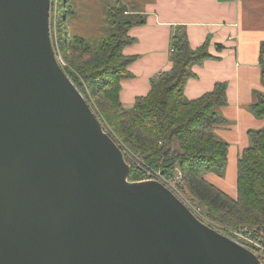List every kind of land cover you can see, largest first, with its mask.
Here are the masks:
<instances>
[{"label":"water","instance_id":"obj_1","mask_svg":"<svg viewBox=\"0 0 264 264\" xmlns=\"http://www.w3.org/2000/svg\"><path fill=\"white\" fill-rule=\"evenodd\" d=\"M52 0H0V264H260L117 140L57 57Z\"/></svg>","mask_w":264,"mask_h":264},{"label":"trees","instance_id":"obj_2","mask_svg":"<svg viewBox=\"0 0 264 264\" xmlns=\"http://www.w3.org/2000/svg\"><path fill=\"white\" fill-rule=\"evenodd\" d=\"M68 1L60 0L55 19L54 35L66 62L63 68L118 141L136 155L129 180L142 179L144 164L165 172L179 168L185 190L206 206L210 217L232 227L264 226V127L248 133L251 144L238 159L236 198L205 178L207 174L223 178L229 155V143L215 133L216 127L226 123L218 110L228 103L227 82H217L212 91L196 99L185 96L188 80L196 75L193 65L214 57L208 41L193 48L186 27L177 26L171 39L172 68L151 80L146 96L125 107L120 99L121 81L132 75L128 67L135 57L125 55L123 49L135 40L129 29L144 24L146 18L127 10L126 16L118 17L112 8L111 31L91 43L70 33ZM259 61L264 85V41ZM255 95L251 110L264 118V92Z\"/></svg>","mask_w":264,"mask_h":264},{"label":"crops","instance_id":"obj_3","mask_svg":"<svg viewBox=\"0 0 264 264\" xmlns=\"http://www.w3.org/2000/svg\"><path fill=\"white\" fill-rule=\"evenodd\" d=\"M135 13L146 21L128 32L135 40L123 52L135 60L128 67L132 75L121 81V102L131 107L149 93L153 78L172 68L171 39L177 26L186 27L193 48L208 41L214 57L193 65L196 75L188 80L185 96L196 99L217 82H227L228 103L218 110L226 123L215 128L229 143L227 173L223 178L215 174L205 178L236 198L238 159L251 144L248 133L264 127V118L251 110L255 92H264L259 61L264 0H149Z\"/></svg>","mask_w":264,"mask_h":264},{"label":"rangeland","instance_id":"obj_4","mask_svg":"<svg viewBox=\"0 0 264 264\" xmlns=\"http://www.w3.org/2000/svg\"><path fill=\"white\" fill-rule=\"evenodd\" d=\"M148 2H149V0H70V1H68V4L71 6L70 9H71L73 14L72 13H71L72 15L70 14L69 19L67 20V26H68L70 33H78V34L84 36L85 38H87L89 41H91V43H96L101 38L106 36L107 32L111 31V29H112L111 25H112V19L114 17V16L111 17V14H110V12L112 11L111 10L112 8H114V11L118 15V17H121V16H126L124 14L125 10H127L126 12L128 13L130 11L136 12L137 10L144 9ZM59 4H60V0H52L51 20H52V31H53V40L55 43V49L57 51V54H59L62 57L61 53L59 52L58 42H57L56 37L54 35V33H55V19L57 17L58 9H60ZM97 115L99 116V114H97ZM99 118L107 126V129L114 136V138L118 141L117 137L113 134V132H111L110 126L107 124V122L105 121L103 116H101V114H100ZM119 144H120V142H119ZM120 145H123V144H120ZM123 147H124V145H123ZM124 149H125V157L127 158V161L131 165H133L134 163L137 164V157L135 158L136 155H134V153L129 151V149H127L125 147H124ZM140 168L144 172V175L142 177V179H144L146 177V171L143 168V166H141ZM153 169L156 170V168H153ZM177 170H174V171L172 170L170 172L175 173V172H177ZM226 173H227V168H226L225 174ZM215 175H217V174H215ZM182 188H183L182 190L184 191V193L186 194L187 198L190 201H193L194 203L198 202V203L202 204L200 201H198L196 198L191 196L185 190L184 177H183ZM202 206H203L205 214L212 221H214V222H216L222 226L232 227L228 224L220 223L219 221L210 217L207 214L206 206L204 204H202Z\"/></svg>","mask_w":264,"mask_h":264},{"label":"built area","instance_id":"obj_5","mask_svg":"<svg viewBox=\"0 0 264 264\" xmlns=\"http://www.w3.org/2000/svg\"><path fill=\"white\" fill-rule=\"evenodd\" d=\"M57 57L62 66L66 65V62L60 55L57 54ZM103 125L106 131L110 133V131L107 129V126L104 123ZM120 146L123 148L125 152L123 145ZM141 166H143V168L146 171V177L144 179H141V181L157 180L161 182L190 209V211L199 221L215 229L216 231L222 233L223 235L235 240L239 244L243 245L258 257V259L260 260V264H264V226L261 225L238 226L235 228L222 226L212 221L205 214L202 204L198 202L194 203L193 201H190L187 198L186 194L182 190L183 174L179 169L178 170L175 169L177 170V172L171 173V172H165L161 169L155 170L146 164Z\"/></svg>","mask_w":264,"mask_h":264}]
</instances>
